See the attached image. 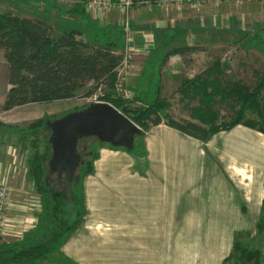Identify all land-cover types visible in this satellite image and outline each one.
<instances>
[{"label":"rangeland","instance_id":"1","mask_svg":"<svg viewBox=\"0 0 264 264\" xmlns=\"http://www.w3.org/2000/svg\"><path fill=\"white\" fill-rule=\"evenodd\" d=\"M50 1L0 0V13L11 12L42 19L43 22L51 26L55 34H60L69 27L80 29L84 40L87 41L99 39L104 34V31H98L99 29L94 26V22L90 23V21L86 22L84 20V23H86L84 25L81 23L78 24V22L68 24V22L62 23L60 22L61 20L51 18L55 7L52 6ZM77 1L58 0L55 3L63 6V9L60 10H63L64 13L66 12V16L69 15L72 17ZM221 7L222 9L217 12L219 22L215 16H213L211 22L214 31L213 36L208 33V40L203 39L198 40V43L196 42L197 45H201L200 48L207 49V53L195 57L198 63L197 69L188 72L183 70L179 73L181 77L185 75H188V77H196L202 72L201 69H205L210 64H213V74L211 75L215 81L213 80L210 83L203 80L197 84L192 82L186 88H182L181 92L178 90H181L179 86L182 82H173L175 84L171 87H167V89L165 87V98L161 93L159 96V88L142 87L140 80L144 72H137V70H134V67H131V64L136 65L139 58L131 52V39L129 38V43H126L127 39L125 33L122 31V42L119 47L123 54L126 45H128V66L121 72L122 78L120 84L115 87V97L127 102L133 101L131 103L132 109L146 108L149 106V100H152L154 103L155 100L160 99L159 101H164L167 104V108H164L163 113L182 122L195 120L200 115L206 113L204 110L205 106L203 105L214 107V111H209V115L211 112H214L218 117V124L235 118L241 108V104L224 94V92L228 93L226 85L228 83L229 85L239 83L243 87H249L251 90H254L264 78V0H249L241 4H223ZM129 16L125 18L130 19ZM71 17L69 19H72ZM185 59V61L188 60V58ZM191 66L193 64L186 62L185 67L189 68ZM7 72L8 65L4 51L0 49V150L8 151L7 155L10 157V160L7 161L8 167H6V170L11 172V175L16 173V178L12 181V186L10 185L13 189L11 198L12 205L7 216L14 222L21 221L23 228L21 229L22 235L20 237L9 235L0 236V251L5 252L13 245L34 241L39 236V232L43 231L42 224L46 221L44 218H41L43 213V197L41 196V190L33 182L34 180L30 178L29 174L33 160L39 158L40 161V159L48 155L43 166L46 167V175L49 178L48 181L54 193H61L68 196L66 202L72 214V217L68 220L70 223L69 227L77 219V216L79 220V224L74 230H69L65 226V228L59 230V240L57 241L58 238H56V241H51L53 245H51L52 247L49 246L51 250H49L47 257L44 259L50 258V262L54 263L56 259H61L62 247L76 234L78 228L82 225L87 224L93 228L98 227L94 224H124L119 222V219H124V216L118 215L112 212V210L115 208L124 209L130 206L131 200L133 207H140L142 199L140 198L141 193L138 194V192H141L139 189L143 186L141 183L142 178L145 176V180L147 181L150 177L155 176V155L154 153H148V144L153 147L160 139H164V137L169 142H172L173 137L167 133L164 124L161 127H154L148 123L150 128L146 131L138 125L143 130V134L137 137L133 152H128L125 148H117L109 144L101 143L95 137L81 139L78 144L80 166L77 170L70 193L67 190V185H65V176L61 177L62 179L59 181L58 174L50 170L49 159L53 155L52 146L49 144L51 132L44 127L33 128V124L43 121L45 123L44 126L47 127V121H56L72 112L84 110L93 104V102L89 98H77L53 103L31 104L15 108L11 111H4L3 104L7 91L10 88L7 80ZM132 75H136L137 77L134 76V78L139 80L135 82L132 79ZM149 81L145 83L148 85L154 82L152 78ZM127 92H130L133 98H128L126 95ZM138 97L141 98V101L135 102ZM259 101L264 112V87ZM244 118L245 120L255 121L258 120V115L248 110ZM222 132L228 131H221L217 134ZM10 151L12 154L16 151L15 155L9 154ZM153 165L155 166L153 167ZM87 170H91L90 173H87ZM154 179H156V176ZM158 203L152 197L149 203L150 206L148 207L162 206L165 208L166 215L163 218L165 219L166 227H171L172 230L169 232L166 228L165 234H167L166 239H170L168 235L173 237L175 232L173 229H176L174 223L177 217L174 214V203H171L170 200H166L163 204ZM182 203L188 205L189 200H183ZM262 208L263 215L259 217V224L252 220L251 228L249 224L245 225V229L235 231L233 242H235V236L240 234L241 237L238 239L240 243H248L253 248H258L262 251L261 259L262 264H264V204ZM117 219L119 221L115 222ZM261 221L263 223L262 225H260ZM152 227L149 228L151 231L146 232V235L152 236L153 233H156V231H152ZM148 230L146 229V231ZM262 230L263 232L260 233ZM215 233L221 237L219 239V237L217 238L213 235L214 241L209 240L212 233H197L198 237L194 244L189 242L192 233H176V239H181L180 243L182 244L181 264H190L185 257L191 250H198L199 261H201V259L206 257L207 251L210 252L213 250V247L211 250L210 245H217L219 240L223 242L225 233ZM50 235L52 234L47 233L43 235V239L48 242ZM38 238L42 239L40 237ZM138 249L134 248L135 251ZM147 249L151 252L153 251V248ZM171 251L173 249H166V255L168 257ZM230 254L223 259L222 264ZM3 256L0 253L2 259ZM171 259L169 260L174 262V258L171 257ZM235 262H237L236 258L232 259L228 264ZM70 264L73 263L70 262ZM171 264L179 263L176 261ZM196 264H201V262Z\"/></svg>","mask_w":264,"mask_h":264},{"label":"crops","instance_id":"2","mask_svg":"<svg viewBox=\"0 0 264 264\" xmlns=\"http://www.w3.org/2000/svg\"><path fill=\"white\" fill-rule=\"evenodd\" d=\"M55 1L58 0L50 1L55 7L51 15L53 19L61 20L62 23L78 22L83 25L86 24L84 23L86 20V22H94L98 31L120 28L126 34V18L118 10L108 11L94 18L85 6V16L73 13L71 17L66 16V12L60 10L63 6ZM80 2L78 0L75 7ZM222 7L213 4L200 7L190 5L162 7L157 3L135 7L129 16L130 47L133 55L139 60L136 65L131 64V67L137 72H144L140 85L159 88V96L160 93L164 96L165 87L166 89L171 87L176 81L182 82L179 86L181 90H178L180 92L192 82L195 84L203 80L213 82L214 78L211 75L213 64L201 69L202 72L196 77H188V75L181 77L179 73L183 70L188 72L197 69L198 63L195 57L207 53V49L200 48L201 45H197V41L208 40V33L213 36L211 22L213 16L219 22L217 12ZM21 16L43 22L42 19L32 16ZM187 46L196 48L185 55L176 52L178 48ZM185 58L188 60L185 61ZM186 62H190L193 66L185 67ZM136 75H132L135 82L139 80L134 78L137 77ZM150 78L154 82L147 85L145 82H150ZM140 101L141 98L138 97L135 102ZM152 103L153 101L149 100L148 105ZM191 121L199 123L196 119ZM163 124L155 127H161ZM164 125L167 133L173 137V141L169 142L164 137L153 147L148 144V153L155 155L156 179L155 176H149L152 179L149 178L147 181L145 176L142 178L143 186L139 189L141 192H138L141 193V206L133 207L131 200L130 206L112 210L124 216V219H119L120 221L117 219L115 222L124 224H94L98 227L93 228L87 224L82 225L62 247L61 259H56L54 263L48 258L23 264H70V262L73 264H171L176 261L181 264L182 244L181 239H176V233L181 232L192 233L189 241L191 244L196 242L199 232L212 233L209 239L212 241L214 236L219 239L221 237L215 232L225 233L223 242L219 240L217 245H210L213 250L207 251L206 257L201 261L198 250H191L185 257L190 264L200 262L222 264L223 259L232 251L235 231L243 230L245 225L249 224L251 228L252 220L259 224V217L263 215L264 134L239 125L231 131L216 134L209 141L203 142ZM15 152L12 154L10 151L9 154L14 156ZM7 154L8 151L0 150V180L8 181L12 186L16 173L11 175V172L6 170L7 161L10 160ZM152 197L157 203L159 201L158 204H163L166 200L174 203L176 229H173L175 230L173 237L168 235L170 239H166L167 234H165L167 228L163 218L166 215L165 208L148 207ZM183 200H189V204L185 206ZM36 216L38 217L37 214ZM151 226H153L152 231L156 233L152 236L146 235V232L151 231L149 229ZM167 230L172 231L171 227ZM134 248L140 249L135 251ZM147 248H153V251ZM166 249H173L169 252V257L166 255ZM171 257L174 258V262L170 261ZM0 264L11 263L0 261Z\"/></svg>","mask_w":264,"mask_h":264},{"label":"trees","instance_id":"3","mask_svg":"<svg viewBox=\"0 0 264 264\" xmlns=\"http://www.w3.org/2000/svg\"><path fill=\"white\" fill-rule=\"evenodd\" d=\"M80 1L74 13L85 16V0ZM121 32L119 28L104 29L102 37L87 41L84 40L80 29L68 28L60 34H55L51 26L45 22L11 12L0 13V49L4 51L7 61V80L10 86L3 110L11 111L31 104L90 98L101 90L100 101L112 104L145 131L150 128L148 123L154 127L164 123L203 142L209 141L218 132L230 131L239 125L264 134V112L259 103L264 78L254 90L239 83L226 85L228 93L224 92V94L239 102L241 108L235 118L221 124L217 123L218 117L214 112L209 115V111H214V107L210 105H203L206 113L197 117L199 123L182 122L163 113L167 104L159 101L160 99L146 108L132 109V101L127 102L115 97L119 68L124 60L119 47L122 42ZM195 48L181 47L176 52L185 55ZM248 110L257 113L258 120H245ZM44 124L43 121H39L33 124V128L44 127L51 132L47 122V127ZM49 144L51 146L50 141ZM134 149L127 151L133 152ZM47 158L48 155L40 161L39 158H35L29 174L43 197L41 218L46 221L42 224L43 231L39 232L38 236L42 239L36 237L35 242L27 241L13 245L5 252L0 251L4 255L3 259L0 257L3 263H34L44 259L51 250L49 246L53 245L51 241L60 237L59 230L65 226L69 230H74L79 224L77 216L69 227L71 209L65 201L57 202L47 185L46 167L43 166ZM90 171L87 170V173ZM262 224L261 221L260 225ZM47 233L52 234L48 237V242L43 239V235ZM240 237V234L235 236L232 253L223 264H228L234 258L237 262L233 264H262V251L248 243H240L238 240Z\"/></svg>","mask_w":264,"mask_h":264},{"label":"water","instance_id":"4","mask_svg":"<svg viewBox=\"0 0 264 264\" xmlns=\"http://www.w3.org/2000/svg\"><path fill=\"white\" fill-rule=\"evenodd\" d=\"M51 130L50 143L53 155L50 159L52 172L65 176V185L71 187L80 166L79 141L95 137L101 143L132 150L142 129L127 115L110 103L100 102L84 110L72 112L56 121H47Z\"/></svg>","mask_w":264,"mask_h":264},{"label":"built area","instance_id":"5","mask_svg":"<svg viewBox=\"0 0 264 264\" xmlns=\"http://www.w3.org/2000/svg\"><path fill=\"white\" fill-rule=\"evenodd\" d=\"M245 1L249 0H85V6L88 10V12L91 14L92 17L97 18L100 14L118 10L120 11L124 17L128 18L130 12L135 8L139 6H151L152 4H159L162 7H168L171 5H174L176 7H182L186 5H190L193 7H200L205 4H213L215 6H221L223 4H241ZM125 28H126V43H129L130 38V22L129 19H126L125 21ZM126 50V51H125ZM128 45H126V49L123 51L124 60L119 68V78H118V84H120L121 81V72L124 70V68H127L128 66ZM100 95L101 90L89 98L91 102L94 103H100ZM128 98H133V95H131L130 92H127ZM12 192L13 189L10 186L9 182L6 180H0V236H13V237H20L22 235V222L17 221L14 222L10 220L7 216V213L11 207V201H12ZM28 229V228H26ZM22 238V237H21Z\"/></svg>","mask_w":264,"mask_h":264},{"label":"flooded vegetation","instance_id":"6","mask_svg":"<svg viewBox=\"0 0 264 264\" xmlns=\"http://www.w3.org/2000/svg\"><path fill=\"white\" fill-rule=\"evenodd\" d=\"M49 163H50V161H49ZM50 170H51V168H50ZM58 174V173H57ZM62 177H64V176H62ZM49 179V178H48ZM61 177H59V175H58V180L59 181H61ZM47 185L49 186V188L51 189V191L53 192V197L57 200V202H61V201H65V203L67 204V200H68V196L67 195H65V194H55L54 193V191H53V189L51 188V186H50V183H49V181L47 180ZM68 205V204H67Z\"/></svg>","mask_w":264,"mask_h":264}]
</instances>
